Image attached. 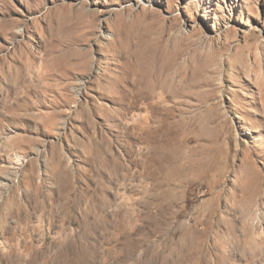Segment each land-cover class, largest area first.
<instances>
[{"label":"rangeland","instance_id":"1","mask_svg":"<svg viewBox=\"0 0 264 264\" xmlns=\"http://www.w3.org/2000/svg\"><path fill=\"white\" fill-rule=\"evenodd\" d=\"M0 264H264V0H0Z\"/></svg>","mask_w":264,"mask_h":264},{"label":"bare ground","instance_id":"2","mask_svg":"<svg viewBox=\"0 0 264 264\" xmlns=\"http://www.w3.org/2000/svg\"><path fill=\"white\" fill-rule=\"evenodd\" d=\"M169 53L170 52H166L165 55L168 56ZM171 56H173V54ZM140 64H141V68H142V73L140 75V84L144 87V89H146L149 92L150 91L155 92L156 90L167 89L166 83H169V81H167L168 75H166V72L169 70V68L171 66H162L159 68L157 66H154L155 64L152 61L149 63L150 65L149 64H147V65L142 64V62ZM30 72H31V70L29 69V73ZM28 78H29V76H28ZM145 99H144V101H145Z\"/></svg>","mask_w":264,"mask_h":264}]
</instances>
